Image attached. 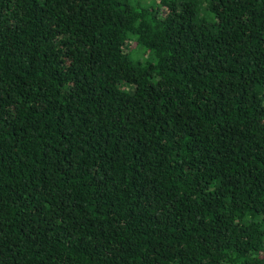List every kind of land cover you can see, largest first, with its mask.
I'll list each match as a JSON object with an SVG mask.
<instances>
[{
    "label": "trees",
    "instance_id": "16d2710c",
    "mask_svg": "<svg viewBox=\"0 0 264 264\" xmlns=\"http://www.w3.org/2000/svg\"><path fill=\"white\" fill-rule=\"evenodd\" d=\"M0 0V264H264V0Z\"/></svg>",
    "mask_w": 264,
    "mask_h": 264
},
{
    "label": "rangeland",
    "instance_id": "374dc122",
    "mask_svg": "<svg viewBox=\"0 0 264 264\" xmlns=\"http://www.w3.org/2000/svg\"><path fill=\"white\" fill-rule=\"evenodd\" d=\"M136 3H139L142 7H154L157 6L158 0H133Z\"/></svg>",
    "mask_w": 264,
    "mask_h": 264
}]
</instances>
